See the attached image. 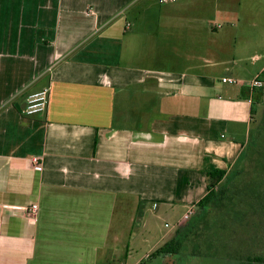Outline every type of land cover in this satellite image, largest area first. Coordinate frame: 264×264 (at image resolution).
I'll return each instance as SVG.
<instances>
[{
    "label": "crops",
    "instance_id": "crops-1",
    "mask_svg": "<svg viewBox=\"0 0 264 264\" xmlns=\"http://www.w3.org/2000/svg\"><path fill=\"white\" fill-rule=\"evenodd\" d=\"M218 5L0 0V264H141L158 247L134 230L181 224L234 167L264 48Z\"/></svg>",
    "mask_w": 264,
    "mask_h": 264
},
{
    "label": "rangeland",
    "instance_id": "rangeland-1",
    "mask_svg": "<svg viewBox=\"0 0 264 264\" xmlns=\"http://www.w3.org/2000/svg\"><path fill=\"white\" fill-rule=\"evenodd\" d=\"M216 1L221 16L217 24L241 20L233 33L239 39V47L240 36L245 34L244 38L254 43L249 45L250 55L264 48V0ZM143 23L141 21L138 25L142 28ZM259 43L263 44L262 47ZM252 61L248 60V66L254 74L258 73L260 63ZM261 80L264 84V77ZM251 135L254 148L244 165L240 166L244 171L233 181L230 180L232 184L229 182L225 185L230 198L209 209V215L200 221L197 235L191 239L189 248L178 257L180 262L172 256L163 255L155 259L149 256L173 240L179 227L191 218L183 219L181 224L178 222L180 215L154 222L151 236L144 228L134 230L146 237L148 244L144 248L147 245L158 247L142 261L143 264H243L248 257L264 258V88L263 98L254 109ZM196 210L195 207L194 212ZM194 251L199 252L200 257L191 256ZM133 263L130 260L127 262Z\"/></svg>",
    "mask_w": 264,
    "mask_h": 264
},
{
    "label": "trees",
    "instance_id": "trees-1",
    "mask_svg": "<svg viewBox=\"0 0 264 264\" xmlns=\"http://www.w3.org/2000/svg\"><path fill=\"white\" fill-rule=\"evenodd\" d=\"M264 77V73L261 75ZM257 78V82L262 83V77ZM244 94L250 97L253 101L252 107V115L254 116V109L257 103H259L263 98V86L262 87H245L243 88ZM254 143L251 142L248 144V147L242 152L238 161L234 165L235 170L223 171V170H215L213 172L207 173V182H208V194L202 199L195 207L197 208L195 214L191 217L187 223L182 224L173 240L167 242L162 247L158 248L153 254L149 257L155 259L157 257L166 255L175 257L178 262L179 256L182 253H185L189 248V244L193 236L197 235L198 227L200 225V221L206 218L209 215V209L212 206L221 205L224 200L229 199L228 187L225 186L227 183L233 181L237 176H239L242 171H244L240 166L244 165V162L247 161V158L251 155L250 151L254 148ZM231 180V181H230ZM232 184V182H231ZM225 198V199H224ZM223 200V201H222ZM221 201V202H220ZM205 216V217H204ZM191 256H199V252H193ZM244 262V261H243ZM143 264V263H141ZM243 264H264V258L260 256L248 257Z\"/></svg>",
    "mask_w": 264,
    "mask_h": 264
},
{
    "label": "built area",
    "instance_id": "built-area-1",
    "mask_svg": "<svg viewBox=\"0 0 264 264\" xmlns=\"http://www.w3.org/2000/svg\"><path fill=\"white\" fill-rule=\"evenodd\" d=\"M181 1H184V0H161V3L162 4L177 3V2H181ZM226 82L233 84L234 80L228 79V80H226ZM253 86L262 87L263 84L261 82L255 81ZM48 102H49L48 90H44L38 94H35L29 98L27 108L24 111V114L27 116H33V115H36L38 113H41L46 109ZM33 162H34V165H36V166L40 165V161L38 159H34ZM37 211H38V207L36 205H34L32 207V212L36 213ZM193 215H194V210L191 209L185 214L184 219L188 220Z\"/></svg>",
    "mask_w": 264,
    "mask_h": 264
}]
</instances>
